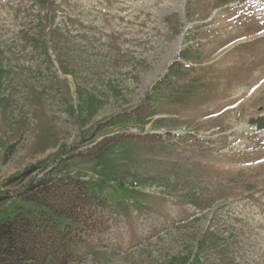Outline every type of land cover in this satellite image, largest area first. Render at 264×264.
I'll return each instance as SVG.
<instances>
[{
    "label": "rangeland",
    "instance_id": "374dc122",
    "mask_svg": "<svg viewBox=\"0 0 264 264\" xmlns=\"http://www.w3.org/2000/svg\"><path fill=\"white\" fill-rule=\"evenodd\" d=\"M256 117L264 0H0V219L88 177L66 264H264Z\"/></svg>",
    "mask_w": 264,
    "mask_h": 264
},
{
    "label": "trees",
    "instance_id": "16d2710c",
    "mask_svg": "<svg viewBox=\"0 0 264 264\" xmlns=\"http://www.w3.org/2000/svg\"><path fill=\"white\" fill-rule=\"evenodd\" d=\"M80 181L40 179L30 184L22 198L36 203L40 210L17 208L0 219V264L17 254L8 264H66L71 258L69 228L59 229L58 217L88 226L97 215L99 202L89 196ZM97 209V210H96Z\"/></svg>",
    "mask_w": 264,
    "mask_h": 264
},
{
    "label": "water",
    "instance_id": "95a60500",
    "mask_svg": "<svg viewBox=\"0 0 264 264\" xmlns=\"http://www.w3.org/2000/svg\"><path fill=\"white\" fill-rule=\"evenodd\" d=\"M261 109H262V108H260V110H261ZM249 124H251V125L256 124L257 127H258V129H264V122L261 121L260 118H252V119H250V120H249Z\"/></svg>",
    "mask_w": 264,
    "mask_h": 264
},
{
    "label": "bare ground",
    "instance_id": "6f19581e",
    "mask_svg": "<svg viewBox=\"0 0 264 264\" xmlns=\"http://www.w3.org/2000/svg\"><path fill=\"white\" fill-rule=\"evenodd\" d=\"M258 6V5H257ZM237 10V9H236ZM239 14V13H238ZM238 35V34H237Z\"/></svg>",
    "mask_w": 264,
    "mask_h": 264
}]
</instances>
